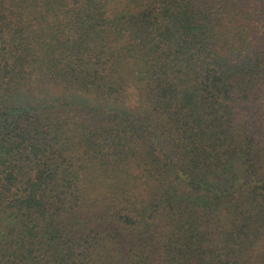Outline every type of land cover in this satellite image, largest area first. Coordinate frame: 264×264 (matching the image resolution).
<instances>
[{
	"label": "trees",
	"instance_id": "16d2710c",
	"mask_svg": "<svg viewBox=\"0 0 264 264\" xmlns=\"http://www.w3.org/2000/svg\"><path fill=\"white\" fill-rule=\"evenodd\" d=\"M0 264H264V0H0Z\"/></svg>",
	"mask_w": 264,
	"mask_h": 264
}]
</instances>
